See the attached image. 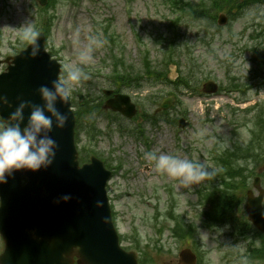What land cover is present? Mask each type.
Segmentation results:
<instances>
[{
	"label": "rangeland",
	"instance_id": "obj_1",
	"mask_svg": "<svg viewBox=\"0 0 264 264\" xmlns=\"http://www.w3.org/2000/svg\"><path fill=\"white\" fill-rule=\"evenodd\" d=\"M32 3V0H2L0 2V38L2 40L0 51L2 54H12L14 52L12 47L18 38L33 27L31 14L35 7H32ZM154 5L159 6V0H156L155 3L153 0L64 1L55 10H50V13H55L56 20L48 41V49L50 51L52 48L54 52L56 51L64 65L79 63L78 49L88 44L90 36L103 41V31L110 23V31H114L120 36L116 47L128 58L135 60L136 35L138 33L141 38H146L152 31L150 22L155 14ZM159 10L163 12L161 7ZM263 15L264 9L262 8H253L243 12L237 21L231 22L220 34L214 35L215 40L211 37L201 39L205 32L204 28L187 29L183 25L180 29L181 33H184L182 41L185 43L184 40H188L193 43L196 40L197 32L199 33V39L195 43L196 47L192 49L193 56L202 63L205 75H210L222 84L225 75L219 62H232L231 74L235 76H245L252 68L248 61V53H240V58L236 60H232L231 57L237 53V50L251 45L247 36L252 31L251 27L257 25ZM153 26L158 27L159 25ZM208 34L211 35L212 31L210 30ZM208 41L210 46L207 47L204 43ZM99 48H95L91 62L81 65L84 72L88 74L89 78L85 84L91 89L93 96H100V91L107 88L105 76L108 75V68L103 69L102 74L97 78L90 80L91 72L96 74L102 68L101 61L107 60L104 44ZM143 84L142 93L135 96L137 102L149 94H155L162 98L165 97L167 91L173 90L171 85L150 86L146 81ZM72 90H80V87L73 85ZM180 94L182 104L176 105L173 110H170L168 118L173 119L178 112H183L185 118L190 122L188 129L178 132L176 126H171L166 122L159 123L158 128L153 129L142 118L133 124L123 118L109 124L103 115L99 116L97 121L102 135L96 139V143L91 144V148L99 152L110 166L116 168L119 161L123 163V168L117 171L110 181L108 190L110 198L113 199L115 217L123 235L136 229L141 235V242L149 248L150 245L155 244L157 238L153 229L154 224H159L156 223V220L163 222V219L154 217L156 208L159 215L163 212L161 207L166 200L164 186L173 190L175 200H179L177 212H181L187 207V200H196L193 190L197 189L200 183L189 188L182 187L178 180L158 172L155 162L148 159L146 154L149 152L157 155L167 153L182 159L199 160L207 164L210 158L209 151L214 147L221 150L225 146H231L233 142L245 143L250 138L248 125H244L242 121L243 114L238 113L235 116L238 122H233L229 111L234 108L233 105H230L232 96L222 93L209 98L192 96L184 92H180ZM247 95L250 101L239 107L240 112L258 103L262 104L264 101V91L260 94L250 91ZM144 102L145 99L142 103ZM152 108L153 105L148 104L145 111L149 112ZM120 125L123 127L121 131L115 129V126ZM136 128H144L149 136L150 141L148 138L147 143L150 147L148 149L139 145L132 137L131 132H134ZM233 130L236 131V134H233ZM81 140L83 143L85 142L83 137ZM186 148L190 153L186 151ZM124 171L127 172L125 175ZM157 200H160L159 204ZM188 214L191 216L189 219L195 215L193 212ZM217 234L203 230L200 233V240L206 252L205 260L211 261L213 264H222V254L215 246L214 237ZM161 245L163 250L165 246V250L159 258L161 264H175L180 245L169 238L166 230L163 232Z\"/></svg>",
	"mask_w": 264,
	"mask_h": 264
},
{
	"label": "clouds",
	"instance_id": "obj_2",
	"mask_svg": "<svg viewBox=\"0 0 264 264\" xmlns=\"http://www.w3.org/2000/svg\"><path fill=\"white\" fill-rule=\"evenodd\" d=\"M32 37L33 47L29 52V58H35L40 52L35 33ZM103 43L104 41L90 36L88 44L78 49L79 63L66 64L63 78L51 81L50 86L41 85L36 90L41 104L22 100L7 118L0 116V185L6 184L16 172L36 173L48 169L53 164L58 144L49 133L53 127L58 130L64 129L69 119L68 113L60 112L56 104L58 102L61 106L66 104L73 85L89 78L81 65L91 62L95 48L102 47ZM0 105L12 108V104L3 96H0ZM26 109L29 114L25 120ZM146 156L155 162L158 172L178 180L184 188L198 184L213 175L199 160L182 159L167 153L157 155L149 152ZM71 199V195L64 194L54 203H66ZM95 206L100 208L102 203L97 201Z\"/></svg>",
	"mask_w": 264,
	"mask_h": 264
},
{
	"label": "water",
	"instance_id": "obj_3",
	"mask_svg": "<svg viewBox=\"0 0 264 264\" xmlns=\"http://www.w3.org/2000/svg\"><path fill=\"white\" fill-rule=\"evenodd\" d=\"M11 76H9L10 78ZM78 188H77V191H75V194H73V196H76L77 193L79 192V188H80V180L78 181ZM70 185V184H69ZM44 202L46 204L49 203V200H44ZM86 206L88 207V204H86ZM100 211V210H99ZM62 217H59L58 221L56 222V227L57 229H60V230H65L67 232H69L71 235H74L75 234V239L77 240V243H80V245L82 243H84V245H94L95 247H99L100 245H98L96 242L92 241L94 238H91L88 234V232L85 231V228L83 226H78V225H72L71 226V223L72 221H60ZM67 218V217H66ZM74 238V237H73ZM108 245H110V242L108 241L107 242ZM103 245V244H102ZM56 248L58 251H63V252H66V254L70 255L71 254V248H72V245L69 243V238L68 239H65L64 242L60 243L58 242L57 245H56ZM106 255H107V252H106V249L105 247L103 246V250L99 253V254H96L97 256V259L99 261H103L105 258H106ZM82 261L84 263H88V261L82 257ZM67 263V260H63V264H66Z\"/></svg>",
	"mask_w": 264,
	"mask_h": 264
},
{
	"label": "flooded vegetation",
	"instance_id": "obj_4",
	"mask_svg": "<svg viewBox=\"0 0 264 264\" xmlns=\"http://www.w3.org/2000/svg\"><path fill=\"white\" fill-rule=\"evenodd\" d=\"M262 207L264 208V203H262Z\"/></svg>",
	"mask_w": 264,
	"mask_h": 264
}]
</instances>
